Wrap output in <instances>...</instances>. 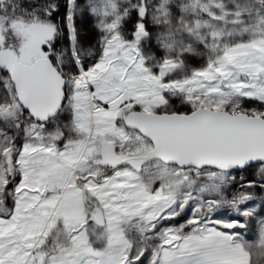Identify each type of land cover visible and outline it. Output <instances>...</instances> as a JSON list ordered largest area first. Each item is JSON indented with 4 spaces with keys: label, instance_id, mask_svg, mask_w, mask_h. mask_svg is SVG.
Wrapping results in <instances>:
<instances>
[{
    "label": "snow or ice",
    "instance_id": "snow-or-ice-1",
    "mask_svg": "<svg viewBox=\"0 0 264 264\" xmlns=\"http://www.w3.org/2000/svg\"><path fill=\"white\" fill-rule=\"evenodd\" d=\"M0 264H264V0H0Z\"/></svg>",
    "mask_w": 264,
    "mask_h": 264
}]
</instances>
